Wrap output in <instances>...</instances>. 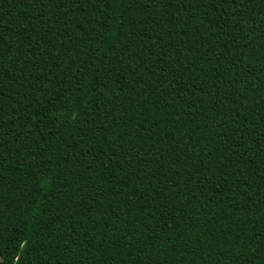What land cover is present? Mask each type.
I'll use <instances>...</instances> for the list:
<instances>
[{
    "label": "trees",
    "instance_id": "16d2710c",
    "mask_svg": "<svg viewBox=\"0 0 264 264\" xmlns=\"http://www.w3.org/2000/svg\"><path fill=\"white\" fill-rule=\"evenodd\" d=\"M0 264H264V0H0Z\"/></svg>",
    "mask_w": 264,
    "mask_h": 264
}]
</instances>
